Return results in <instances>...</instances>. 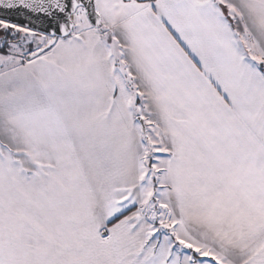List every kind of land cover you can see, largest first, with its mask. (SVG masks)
<instances>
[{
	"label": "snow or ice",
	"instance_id": "6c2138e0",
	"mask_svg": "<svg viewBox=\"0 0 264 264\" xmlns=\"http://www.w3.org/2000/svg\"><path fill=\"white\" fill-rule=\"evenodd\" d=\"M0 264H264V0H0Z\"/></svg>",
	"mask_w": 264,
	"mask_h": 264
}]
</instances>
